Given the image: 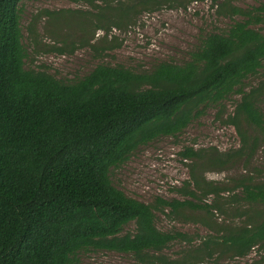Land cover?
Here are the masks:
<instances>
[{
  "label": "trees",
  "instance_id": "16d2710c",
  "mask_svg": "<svg viewBox=\"0 0 264 264\" xmlns=\"http://www.w3.org/2000/svg\"><path fill=\"white\" fill-rule=\"evenodd\" d=\"M22 1L0 0V264H79L90 250L130 253L148 264L261 254L264 216L258 220L251 206L264 204V176L216 183L198 168L249 161L264 139V1L224 3L232 23L203 36L183 63L161 61L145 72L99 63L72 81L26 67ZM109 9L121 10L113 21L119 25L126 10L107 3ZM256 75L260 81L248 85ZM233 96L239 98L225 123L235 126L240 145L228 152L186 146L181 154L192 163L191 179L178 189L184 199L146 203L113 184L112 168L141 145L178 135L206 107ZM191 210L210 215L199 220L209 233L198 244L156 223V211L190 221ZM223 215L243 223L210 222ZM175 242L186 245L180 258L166 252ZM249 264H264V255Z\"/></svg>",
  "mask_w": 264,
  "mask_h": 264
},
{
  "label": "rangeland",
  "instance_id": "374dc122",
  "mask_svg": "<svg viewBox=\"0 0 264 264\" xmlns=\"http://www.w3.org/2000/svg\"><path fill=\"white\" fill-rule=\"evenodd\" d=\"M263 1L162 0L157 5H142L141 0H23L21 25L28 52L26 67L43 68L58 78L72 81L86 75L99 63L122 64L137 72L149 71L161 61L183 63L203 36L221 32L232 23L233 18L224 3L247 7ZM107 3L128 11H122L119 25L113 21L121 10H107ZM260 76L250 77L248 85H256ZM237 98L233 96L220 105L206 107L200 117L176 136H160L141 145L126 162L112 168L113 184L146 203H154L157 197L184 199L185 195L178 189L191 179L192 163L181 154L186 146L213 147L222 152L239 147L240 137L235 126L225 123ZM260 104L264 109V101ZM201 168L198 172L202 178L216 183H227L249 174L261 178L264 176V139L249 161L238 158L236 163L226 167ZM212 199L209 195L208 201ZM251 210L260 213L258 220L263 218L264 204L251 206ZM188 214L197 220L172 219L156 211V223L162 230L186 231L198 244L209 233V228L199 220L210 219V215L192 210ZM224 220L243 223L242 218L230 219L227 215L212 217L210 222ZM133 226L128 225L126 230H132ZM183 246L186 247L175 242L166 252L180 258ZM261 255L264 251L259 254L254 249L246 257L224 256L218 264H249ZM79 264L148 263L138 261L130 253L90 250L80 254ZM194 264L212 263L199 261Z\"/></svg>",
  "mask_w": 264,
  "mask_h": 264
}]
</instances>
